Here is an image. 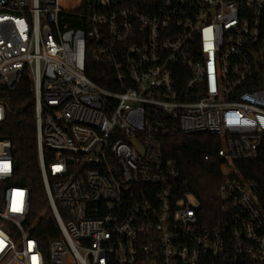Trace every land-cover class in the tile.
Instances as JSON below:
<instances>
[{
	"label": "built area",
	"instance_id": "1",
	"mask_svg": "<svg viewBox=\"0 0 264 264\" xmlns=\"http://www.w3.org/2000/svg\"><path fill=\"white\" fill-rule=\"evenodd\" d=\"M25 71L58 236L32 235L0 138V264H264V182L236 165L263 144L264 0H0V85ZM179 130L221 139L216 216L162 157Z\"/></svg>",
	"mask_w": 264,
	"mask_h": 264
},
{
	"label": "trees",
	"instance_id": "2",
	"mask_svg": "<svg viewBox=\"0 0 264 264\" xmlns=\"http://www.w3.org/2000/svg\"><path fill=\"white\" fill-rule=\"evenodd\" d=\"M88 77L98 86L109 89L114 81L112 70L106 64L89 61ZM0 102L4 104L6 117L0 124V138L11 141L14 160L12 183L29 190L31 209L29 220L35 222L32 235L44 250L58 236V224L49 201L38 159L35 95L33 81L27 71L15 89L0 85ZM162 157L173 160L181 176L186 179L185 191L195 195L201 208L216 216L220 208L217 190L224 179L218 151L222 148L220 137L207 133L174 131L160 137ZM208 155V159L204 156ZM46 162H49L45 156ZM245 178L264 182V138L258 157L236 163Z\"/></svg>",
	"mask_w": 264,
	"mask_h": 264
},
{
	"label": "snow or ice",
	"instance_id": "3",
	"mask_svg": "<svg viewBox=\"0 0 264 264\" xmlns=\"http://www.w3.org/2000/svg\"><path fill=\"white\" fill-rule=\"evenodd\" d=\"M7 170H8L7 165H0V171H7ZM15 210H19V209H15Z\"/></svg>",
	"mask_w": 264,
	"mask_h": 264
},
{
	"label": "water",
	"instance_id": "4",
	"mask_svg": "<svg viewBox=\"0 0 264 264\" xmlns=\"http://www.w3.org/2000/svg\"><path fill=\"white\" fill-rule=\"evenodd\" d=\"M133 142L136 143L135 140H133Z\"/></svg>",
	"mask_w": 264,
	"mask_h": 264
}]
</instances>
